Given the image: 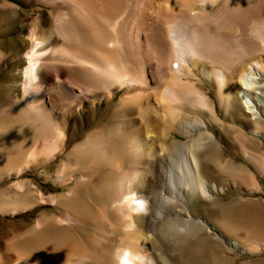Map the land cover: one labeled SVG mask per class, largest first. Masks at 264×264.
I'll use <instances>...</instances> for the list:
<instances>
[{"label":"bare ground","instance_id":"bare-ground-1","mask_svg":"<svg viewBox=\"0 0 264 264\" xmlns=\"http://www.w3.org/2000/svg\"><path fill=\"white\" fill-rule=\"evenodd\" d=\"M37 1L51 7L47 27L33 26L23 94L10 95L6 109L22 132L0 125L8 137L0 179L16 178L0 188V214L56 210L0 235V264H184L194 242L211 250L209 264H230L226 250L264 251V200L216 198L227 180L264 191V0ZM87 102L99 105L98 128L80 140L68 117ZM219 104L227 112L241 105L247 117L226 120ZM214 121L255 169L222 158L226 139ZM181 131L199 133L180 141ZM205 160L218 178L204 171ZM33 166L64 191L24 176ZM153 175L164 186L147 200ZM199 192L221 218H166L178 198L193 213L189 199ZM168 239L184 254L166 251Z\"/></svg>","mask_w":264,"mask_h":264},{"label":"rangeland","instance_id":"rangeland-1","mask_svg":"<svg viewBox=\"0 0 264 264\" xmlns=\"http://www.w3.org/2000/svg\"><path fill=\"white\" fill-rule=\"evenodd\" d=\"M51 9L50 6H46L37 0H0V48L5 52V55L2 59H0V125L3 127H11L13 124V127H15V131H20L21 126H23L22 122H14L15 121V114H13L11 111L6 112V109L8 110L11 105H9L8 98L10 95L14 96H22L23 94V69L25 68V60L27 58L25 57L26 51L30 46H32V40L33 37L30 35L31 30L33 26H37L38 30L41 28H46L47 25H42V20L44 17L48 18ZM206 86L208 89L210 88L212 90V93L214 95V98L217 100V103H219L218 97L216 95V89L213 84H210L209 82L206 83ZM105 101V100H104ZM112 102L110 103H104L103 105L106 106L107 110L110 109ZM98 103H92L87 102L85 107L81 110H78L73 115H69L70 120V126L67 128L68 132L71 134L73 130L75 129L77 136L80 140H83V138L86 136V134L89 131H92L94 129H97L98 126L96 125V119L98 118L97 113L99 112V105ZM103 106V107H104ZM220 108V116L224 119H230L232 115H235V117H238L240 119H245L246 113L245 108L241 105H236L234 109H231L229 112L225 110L224 107ZM9 111V110H8ZM103 116H100V118ZM206 117H211V113L207 112ZM99 118V119H100ZM88 124L86 125V123ZM251 122V121H250ZM215 126L218 128L220 134H223L226 141L225 145L222 144V158L223 159H232V160H239L240 162H246L247 164H250L249 161H247L242 153L239 145L235 143V141L231 137V132L226 128L222 129L221 126L217 123V121H214ZM199 132H178L176 135L180 138V141H186L190 138V134H198ZM26 134V133H25ZM75 134V135H76ZM73 136V134H72ZM7 135L5 134L4 130L0 129V141L5 144L7 142ZM171 138H173L171 136ZM76 141V140H75ZM72 139H69L67 141V148L68 150L74 145V142ZM204 164L207 166L208 169H205L206 172H208L213 179L218 178L220 175V172H217L218 168L212 164L211 162L204 161ZM253 165V164H252ZM251 167L255 169V167ZM249 168V167H248ZM219 171V170H218ZM41 169L37 168L36 166H33L30 168L24 176H26L28 179H34L37 181L42 187L53 190L55 192H61L64 191L65 186H60L59 189H55V183L52 180H46L43 175L40 174ZM260 181L262 185L264 186V177H262L259 172L257 171ZM159 177V176H158ZM156 175L151 176L149 180V186L148 191L146 190L147 200L148 195L150 196L151 190L155 189L158 191L163 190V181L161 179H158ZM14 177H4L0 179V188L2 186H8L14 181ZM159 180V181H158ZM161 181V183H160ZM222 183V182H221ZM159 184V185H156ZM224 184L226 185L229 190L222 194L216 193V198H221L224 200H231L238 196H244V197H251L254 198H261L264 200V191H255L254 193L249 192L245 190L243 192V189L240 187L235 186L233 183H231V180H227V182L224 181ZM156 188H153V187ZM165 189V188H164ZM152 190V191H153ZM166 196L171 195L170 193H167L165 190L163 191ZM177 202L176 206H173V209H170L167 211L166 218H178L183 217L184 219L192 218V214L199 215V216H205L206 215H212L216 218H221L222 213L219 211L217 207H215L213 201L206 199L200 192L193 196L192 199H189V203L191 205V208L193 209V213L187 208L185 203L178 198L175 200ZM44 209H51L53 212L56 210L53 205L46 204L42 205L34 210H30L24 213H20L17 215H3L0 214V235L4 234H12L14 231L18 229L24 228V226L32 225L34 221L37 219L38 215L41 213ZM180 209V211L178 210ZM182 211V213H181ZM149 218H154V221L156 219H160L159 213L152 212L149 213ZM157 220V221H158ZM228 220V219H227ZM25 222V224L23 223ZM217 222V221H216ZM230 220H228V223ZM219 225V223L217 222ZM214 234H217V231H213ZM220 239V238H219ZM169 240V239H168ZM221 240V239H220ZM223 241V240H222ZM117 243V239L111 241V244H107L108 247H114ZM175 242L172 241H166V251L168 252H181L183 253V245L180 243L174 244ZM195 253L191 255V259L188 261H185L184 264H209V261H211V250L207 247L202 248L203 245H201L197 242H194L193 244ZM1 246L3 244L1 243ZM192 247V246H191ZM186 250V248H185ZM184 250V251H185ZM224 255L228 257L231 261L230 264H238L245 260H257L259 258H264V251H261L259 253L250 254L247 252H242L239 249H232V250H226L224 252ZM186 257V256H185ZM182 262V261H180Z\"/></svg>","mask_w":264,"mask_h":264},{"label":"crops","instance_id":"crops-1","mask_svg":"<svg viewBox=\"0 0 264 264\" xmlns=\"http://www.w3.org/2000/svg\"><path fill=\"white\" fill-rule=\"evenodd\" d=\"M205 169H208L207 166L204 164V171L206 172ZM208 173V172H207ZM210 177H212L210 174H209ZM205 216H207L206 214H204Z\"/></svg>","mask_w":264,"mask_h":264}]
</instances>
